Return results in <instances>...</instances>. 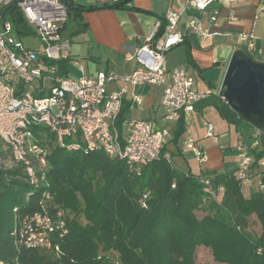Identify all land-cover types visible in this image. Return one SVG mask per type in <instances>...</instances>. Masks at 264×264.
<instances>
[{"label":"trees","instance_id":"trees-1","mask_svg":"<svg viewBox=\"0 0 264 264\" xmlns=\"http://www.w3.org/2000/svg\"><path fill=\"white\" fill-rule=\"evenodd\" d=\"M61 1L68 12L64 28L69 21H81L84 10L124 8L130 0L103 6L94 2L87 7L74 0ZM9 13L17 31H31L13 4ZM186 58L191 62L187 48ZM55 63L66 75L68 58ZM206 106L240 133L253 128L216 93H206L194 109ZM184 117L181 112L176 120L173 140L185 130ZM242 137L249 140V135ZM45 141L48 186L31 187L21 166L0 164L2 264H195V251L202 247L218 264H264V165L258 164L264 161V137L260 148H250L252 162L244 177L237 168L229 173L180 172L164 147L157 160L135 173L123 160L104 152L86 154ZM2 146L0 140V161L9 160ZM247 182H254L255 188L245 195L242 186ZM43 210L53 216L60 211L65 222L66 232L54 239L56 252L25 247L13 233L23 224L22 216ZM80 217L85 223L79 222ZM250 217L260 225L257 235L248 231Z\"/></svg>","mask_w":264,"mask_h":264},{"label":"built area","instance_id":"built-area-1","mask_svg":"<svg viewBox=\"0 0 264 264\" xmlns=\"http://www.w3.org/2000/svg\"><path fill=\"white\" fill-rule=\"evenodd\" d=\"M215 1L182 0L177 8L167 10L164 20L155 24L144 44L127 54L126 59L137 64L129 74L107 69L90 76L73 77L62 74L55 63L70 51L69 40L62 34L68 19L66 5L61 0H0V140L3 150L11 156L0 161L1 166L2 163L7 168L21 166L31 187L48 186L45 171L49 155L45 140L48 139L68 150H83L86 154L104 152L123 160L135 173L157 160L162 155L169 129L145 119L119 122L125 89L108 90L107 85L160 86L159 104L164 108L166 121H176L181 112L194 111L196 102L208 92L196 89L185 68L167 70L164 59L166 52L181 44L187 35L199 39L208 37L206 23L216 21L219 14L217 8L208 11ZM12 4L30 32L20 33L15 29L9 13ZM31 33L40 41L36 49L25 47L21 41V36ZM238 38L252 51L251 35L239 34ZM131 100L137 104L142 102L137 94ZM207 130V135L213 136L210 125ZM262 137L264 130L253 126L249 140L242 138L236 143L239 176L244 177L250 169V148H260ZM184 144L202 158L191 137ZM258 164L263 166L264 161ZM205 185L210 188L208 181ZM48 198L49 193L45 192L44 199ZM22 217L23 224L13 231L21 245L59 250L54 239L66 232L60 211L55 216L43 210Z\"/></svg>","mask_w":264,"mask_h":264},{"label":"crops","instance_id":"crops-1","mask_svg":"<svg viewBox=\"0 0 264 264\" xmlns=\"http://www.w3.org/2000/svg\"><path fill=\"white\" fill-rule=\"evenodd\" d=\"M74 1L86 7L93 4L90 0ZM116 1L97 0L96 3L103 6ZM181 1L130 0L124 8L102 7L84 10L81 13V21L70 22V25L76 22L78 28L72 29L68 34L65 32L70 26L67 23L62 34L69 40V43L73 37L80 39L77 44H73L72 48L70 46V53L74 52L82 56V59L96 64L105 61L107 69V66L115 68L119 62L121 70L117 72L129 73L136 68L137 64L135 60H127V54L133 53L143 45L145 37L155 24L164 20L165 12L177 8ZM261 7H264V0H216L208 9V11L214 8L219 10L217 20L206 23L208 37L205 39H199L193 35L184 37L181 44L166 52L164 59L166 69L183 67L194 80L199 92L216 93L234 51L248 52L254 60L264 63V9H260ZM239 34L251 35L254 43L252 51L243 46L238 38ZM186 48L189 51L191 62L186 58ZM69 52L65 56L68 58V64L71 61ZM73 64L76 65L78 62L74 61ZM100 70L96 65L85 75L90 76ZM69 74L67 69L66 75ZM121 87L124 85L115 84L108 90ZM124 89L125 94L120 113L122 121L145 119L152 121L157 127L170 125V134L166 138L164 149L165 154L178 171L199 175L206 170L229 173L237 168L238 158L235 145L243 138L242 136L250 135L252 128L244 131V134L240 133L233 125L226 123L212 106H206L185 114V130L177 140H173L176 121L164 120L163 110L158 109L162 88L157 86L155 91L148 94L140 91L142 95H145L137 94L142 98L141 104L131 100L132 95L136 93H128L127 87ZM144 102L146 103L144 108L149 109V112L126 117L125 112L132 107V104L140 106ZM208 125L212 127L213 136L207 135ZM189 137L193 140L194 146L201 151L202 158L199 159L191 148L185 146L184 142ZM192 159L197 161L194 167L190 163ZM253 188H255V183L247 182L242 186V192L248 195Z\"/></svg>","mask_w":264,"mask_h":264},{"label":"water","instance_id":"water-1","mask_svg":"<svg viewBox=\"0 0 264 264\" xmlns=\"http://www.w3.org/2000/svg\"><path fill=\"white\" fill-rule=\"evenodd\" d=\"M216 95L243 120L264 130V63L234 51Z\"/></svg>","mask_w":264,"mask_h":264},{"label":"rangeland","instance_id":"rangeland-1","mask_svg":"<svg viewBox=\"0 0 264 264\" xmlns=\"http://www.w3.org/2000/svg\"><path fill=\"white\" fill-rule=\"evenodd\" d=\"M70 22L72 23V21L68 22L69 25H70ZM77 25H78V23H77ZM74 28H78L76 26V22L71 24L65 32L70 34L71 30ZM79 40L80 39L73 37L70 41V44H69L71 46V48H72L73 44H77V42H79ZM21 41L25 45V47L32 48V49H36L40 45V41H39L37 35H35L33 33L21 36ZM69 55H71V61L69 62V64H67V69H68L70 75L73 77L78 76V75H82V74L85 75V73H88L89 70H92L93 68H95L96 65L101 70L107 69V68H105L106 67L105 61H102V62L96 64L95 62H92V61L88 62V60L82 59V56H79L78 54H76L74 52L73 53L69 52ZM74 61H77L78 64L74 65L73 64ZM119 61H121V60H119ZM117 64H116L115 68H111L109 66H107V67H108V69H112L113 71L115 70L114 72L118 74L119 72H117V71H119L121 69L119 68L120 63L118 62ZM129 73H121V74H129ZM113 86H115V83H109L107 85V89H110ZM124 87L125 88L127 87L128 93L134 92V93L140 94V95H142L141 92H145L148 94V93L155 91V89L157 88V86L155 84L153 85L150 83H143V84L132 86V87L130 85L124 84ZM111 90H113V89H111ZM114 90H117V89H114ZM144 106H146L145 102L143 103V105H140V106L132 104V107L127 109L125 112L126 117H134V116H138L141 114H146L147 112H149V109L144 108ZM158 109L160 111L161 110L164 111V108L162 106H158ZM166 126L170 131L171 126L168 124ZM190 163H191L192 167H194L196 165L197 161L195 159H192L190 161ZM9 164L10 163L8 162V165ZM2 166H3V163H2ZM4 166H6V164H4ZM197 215L201 216V215H203V212H198ZM78 220L81 223H85L83 217H80ZM248 231L251 232L252 234H256V235L260 233V225L258 224V222L255 220L254 217H250ZM195 252H196L195 264H218L212 260V257L210 255V251L208 249L202 247V248H198ZM113 256H114V258L116 257L115 255H113Z\"/></svg>","mask_w":264,"mask_h":264}]
</instances>
